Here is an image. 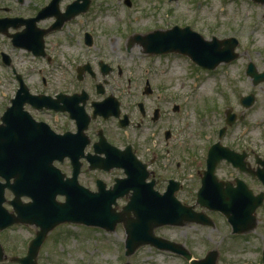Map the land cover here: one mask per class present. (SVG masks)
Here are the masks:
<instances>
[{
	"label": "rangeland",
	"instance_id": "374dc122",
	"mask_svg": "<svg viewBox=\"0 0 264 264\" xmlns=\"http://www.w3.org/2000/svg\"><path fill=\"white\" fill-rule=\"evenodd\" d=\"M49 1L0 0V16L8 15L5 8H10L13 15H33L41 5ZM71 1L63 0L62 6L65 7ZM94 1L88 14L77 17L74 22L65 24L48 37L47 48L53 57L51 64L34 58L25 50L15 49L11 40L1 34L0 54H9L16 70L39 89L43 77L62 85L71 80L73 71L76 72V68L83 63L92 61L96 65L99 59L112 60L115 66L120 65L123 73L119 75L116 68L111 81L121 82L125 91L142 94L147 80L152 86L158 87L156 94L163 95V100L160 101L157 95L145 98L147 113L152 116L156 102L160 101L166 112H172L173 104L181 103L186 97L185 93L191 92L190 86L198 82L199 89H194L193 93L198 91V95L204 92L207 94L210 103L209 130L224 124L226 107L234 108L238 115L246 112L240 107L239 98L253 92L257 95L256 105L248 111L247 119L231 129L227 143L238 145L240 149L251 144L257 151L264 152V82L254 86L244 70L250 60L260 71L264 70V4L249 0H131L132 5L127 6L126 0ZM176 23L181 26L190 25L207 39L213 36L237 37L241 43L240 59L234 65L220 68L214 75L202 74L197 79L192 72L193 68L185 59L144 55L142 47L138 45L127 50L131 35L164 29ZM86 31L92 32L99 44L93 43L90 47L85 45ZM129 32H132L131 35ZM103 49L105 51L101 52ZM11 69L2 64L0 55V93H5L8 97L12 95L16 81ZM5 101L0 96V103ZM191 118L196 119L197 114L192 113ZM146 123L144 143L153 145L155 141L152 140L151 130H155L160 123H154L151 118L146 119ZM170 123H174L171 124L173 128L176 127V136L183 133L181 128L186 125L182 120L171 114L165 115L162 126L168 127ZM249 125L252 126V131H245ZM198 126L200 127L199 124ZM193 128H197L195 124L189 129ZM161 139V148L162 145H167L172 151H181L183 148L174 147L173 140L166 144L162 137ZM193 153L192 161L198 152ZM225 170L227 172L228 169L225 167ZM213 216L217 222L216 228L195 224L184 227L163 226L157 229V233L185 244L196 258L204 257L208 250L218 248L222 254L221 264H264V221L248 237H237L230 232L229 225L220 214ZM21 227L23 226H16L12 232L6 230L8 233L1 234L0 239L8 256L5 264H19L10 259L26 253L25 244L37 231L34 226ZM125 240L126 233L122 224L113 232H107L65 223L48 233L40 249L38 264H124L126 261L132 264H189L179 256L150 246L141 247L128 257L125 254Z\"/></svg>",
	"mask_w": 264,
	"mask_h": 264
},
{
	"label": "flooded vegetation",
	"instance_id": "af4514ba",
	"mask_svg": "<svg viewBox=\"0 0 264 264\" xmlns=\"http://www.w3.org/2000/svg\"><path fill=\"white\" fill-rule=\"evenodd\" d=\"M93 43L99 44L96 37H94ZM45 49L48 52L47 46ZM102 51L105 50L103 49L101 52ZM168 56L176 55L170 54ZM44 60L46 62H52L53 58L52 56L47 55ZM111 61L112 60H109L108 62ZM89 65H91L93 73L86 71L84 73L83 80H75L74 75L72 74V80L65 82L62 85H55L53 81L49 80L43 81L41 91L42 94L55 99V104L60 107L62 106L61 108H67L71 104H84V109L89 115V122L85 131L86 135L83 136L84 138L87 137L88 141L82 150L83 155L80 157V162L82 164L80 181H82L85 186L92 189V191L98 190V180L103 183L105 189H110L114 186L118 179L125 177V170L123 168L115 167L110 170L90 168L87 156L97 152L98 147L95 146V143L98 142L101 135L107 138L109 143L117 146L120 150L126 149L129 145V150H132V152L141 161V164L147 165V167H141V173L149 175L146 180L147 184L142 186V193L145 192V190H148L149 192L152 191L150 184L152 181L154 184L153 188L155 190L161 194L165 193L172 182L176 188L174 195L181 202V204L186 207L193 206V209L198 212L205 211L214 213L215 215L217 214L216 211L203 208L197 203L199 189L202 185L203 171L207 167L209 149L213 144L221 142L220 139H222V144L229 146L231 149L239 153H247L246 160L248 168L253 171L259 168L257 162L253 160V152L248 147L240 149L238 145H228L227 138L230 137L232 128L228 127L224 131V135L222 137H220L219 133H217V128L209 130V125H211V123H209L208 116L209 105L207 104L204 94L199 93V95H195L191 89V92L185 93L186 97H184L181 103L173 104L172 112H166L160 102L163 100V95L158 96V94H156L158 87L152 86L149 80L146 81V87L144 88L142 94L140 92V94L136 95L135 92L125 91L124 87L121 86V82L111 81L110 74H115L116 68L119 75L123 73V69L120 65L115 66L114 63L110 64L111 71L107 76L108 78H104L102 73L109 68H105L100 65V68L98 67L97 69L96 66L93 63L90 64V62ZM163 71L166 72L165 69ZM83 91H87L88 93H84L87 95L85 100L78 97V95L83 94ZM59 94L60 98H58ZM155 95L158 96L160 101L156 102V107L154 108L152 116L147 113L145 98ZM106 97H112L117 101L120 109V115L117 118L113 116L105 117L94 114V103L103 101ZM136 99L138 101H136ZM84 101L85 103H83ZM6 108L7 106L4 110ZM25 108L31 112L33 111L32 114L38 121L49 124L59 134L69 133L72 135L78 131L76 120L72 119L70 114L66 111L57 112L53 109L37 110L33 109L30 105H27ZM192 113L194 115L197 114V116L201 114L204 119L201 120V122L199 118L192 119ZM168 114L179 118V120H182L183 124L186 125L181 128L183 131L181 135L176 136V127L173 128L171 125L174 123H170L168 127L162 126L161 123L163 122L165 115ZM148 118H151L154 123H160L155 130H151L155 141L153 145L144 143V132L146 131L144 126L147 124L146 119ZM239 120L240 118H238L237 122H239ZM121 121L124 123L121 124ZM193 124H195L197 128L189 129ZM36 131L40 135L44 134L43 129H37ZM247 131L252 130L249 128ZM12 132L15 136L18 134H26L32 137L34 130L27 124L22 123L17 125L12 124ZM161 137L164 139V143L167 144L173 140V144L175 145H173L174 147L179 149L181 147L183 148L181 151H176V149L172 151L170 147H167V145H162L161 148ZM191 150L198 152L194 161L191 160L194 156V153ZM57 165L64 172L70 175V169L72 166L68 158L58 161ZM225 167L228 169L227 172ZM216 175L223 181L233 182L234 187L238 185V179H242L249 185L254 194L264 192V185L257 177L250 175L248 172L241 171L227 160L219 161L216 169ZM85 179H88V181H85ZM126 194L127 195L119 200L121 207L128 202L130 197H132L133 191L130 190ZM263 210L264 204L257 209V213L255 215L257 223L253 227L255 228L254 231L253 228L250 227L249 223V225L245 227V231L243 232L244 235H242L243 237H248V235H251L260 228V222L264 221Z\"/></svg>",
	"mask_w": 264,
	"mask_h": 264
},
{
	"label": "water",
	"instance_id": "95a60500",
	"mask_svg": "<svg viewBox=\"0 0 264 264\" xmlns=\"http://www.w3.org/2000/svg\"><path fill=\"white\" fill-rule=\"evenodd\" d=\"M264 3V0H254ZM28 23L35 28V21L27 22L24 19L18 18L10 25L18 26L19 23ZM10 25L0 23V31H7ZM179 31V32H178ZM178 32L175 36L171 33ZM167 34V35H166ZM169 36V37H168ZM25 33L17 36L15 41L21 46L32 47V42L36 49V54L41 53L43 46V32L40 33V40L36 37L26 39ZM167 38V39H166ZM146 51H180L189 55L192 59L201 65L214 67L222 61H231L237 57L234 53L236 41L232 39L219 40L214 38L211 41L205 40L200 34L192 31L190 28L177 29L174 31L163 32L156 35H151L142 41ZM209 60L214 64H209ZM249 74L256 77L255 84L264 81V73L257 74L255 66L252 64L249 69ZM250 105L254 98L253 96L246 99ZM233 121L232 118H230ZM73 155L72 152H65ZM215 156L227 157L234 160L233 155L227 149L214 146L211 150L210 160L208 161V172L205 173L204 182L216 185L219 189V201L214 205L224 213L229 222L232 224L234 232L245 231L250 223V227L256 224L255 210L263 204V194L254 196L248 192L245 185L242 188L236 189L231 183L218 182L214 176L216 162L213 160ZM135 161V160H134ZM107 163L115 165L116 161L110 160ZM241 166L245 167L243 156ZM9 166V165H8ZM5 166L0 168L2 175L8 179L12 175L18 176L13 187L15 188L16 198L12 202L18 215H13L7 212L0 206V227L4 228L14 223H35L42 227L38 236L31 242L28 256L17 261L24 264H36L34 259L37 257L39 249L44 242L48 232L61 222L84 223L91 226H99L108 231H114L119 222H122L126 231V247L127 255L131 256L135 251L145 244H150L158 249L171 251L184 256L191 261V264H218L219 252L217 250L210 251L202 260L193 259V254L182 244L173 242L163 237L157 236L155 229L164 225H185L187 223H197L203 225L214 226V222L208 218L206 214L191 212L188 208L178 206L175 201L167 197V203L159 207H153L150 202L141 205V196L136 190L131 202L123 209L122 212L113 210L112 205L116 203V199L121 196L120 190L123 188H135L138 186L139 175L135 171V166L129 164V178L120 181L117 185L116 193L94 195L81 186H78L77 172L74 177L68 181H63L62 177L57 174L51 176L43 175L40 177V184L46 193L43 196H35V202L31 204H23L20 201L18 191L24 189L27 185L29 169L25 166H19L11 169ZM105 166V165H104ZM106 167V166H105ZM45 172V170H43ZM208 176H211L207 178ZM36 176L38 177L37 173ZM58 176V177H57ZM264 178V176H263ZM214 181V182H213ZM6 185H3L2 193ZM17 192V193H16ZM57 193L67 196L65 203H59L55 197ZM240 193V194H239ZM238 201V203H237ZM246 203L244 210L239 204ZM133 211V212H132ZM179 211V212H177ZM3 259V251L0 247V260ZM264 260V253H263ZM125 264H132L127 262Z\"/></svg>",
	"mask_w": 264,
	"mask_h": 264
}]
</instances>
